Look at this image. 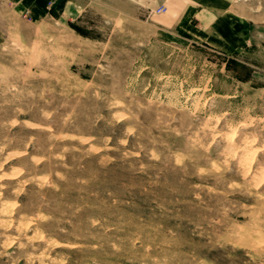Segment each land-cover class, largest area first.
I'll return each mask as SVG.
<instances>
[{"label": "rangeland", "instance_id": "rangeland-1", "mask_svg": "<svg viewBox=\"0 0 264 264\" xmlns=\"http://www.w3.org/2000/svg\"><path fill=\"white\" fill-rule=\"evenodd\" d=\"M127 1L0 0V264H264V0L227 44Z\"/></svg>", "mask_w": 264, "mask_h": 264}, {"label": "crops", "instance_id": "crops-1", "mask_svg": "<svg viewBox=\"0 0 264 264\" xmlns=\"http://www.w3.org/2000/svg\"><path fill=\"white\" fill-rule=\"evenodd\" d=\"M11 5L18 6L22 11L25 10L30 16L44 15L50 10L54 11L60 17L68 20L76 19L81 15L85 8L93 5H110V0H3ZM165 3L164 13L168 12L169 0H163ZM174 1V0H173ZM180 2L181 10L179 15L172 17H162L161 21L155 24L165 31L181 28L182 32L190 33L191 36L198 40H214L218 43H231L233 40V26L236 22L231 15H226L228 10L227 0H177ZM126 2V1H125ZM135 4L136 10L150 9L154 10L158 7L156 0H129L127 3ZM124 3V2H123ZM191 19L197 22L195 33L190 30L192 27ZM233 19V20H232ZM190 25V27H188ZM236 26V25H235ZM187 27V28H186ZM214 29H218L214 33ZM174 29V30H175ZM212 35H216L214 38ZM211 36L213 39H210ZM196 39L193 38V42ZM231 47V46H230Z\"/></svg>", "mask_w": 264, "mask_h": 264}, {"label": "built area", "instance_id": "built-area-1", "mask_svg": "<svg viewBox=\"0 0 264 264\" xmlns=\"http://www.w3.org/2000/svg\"><path fill=\"white\" fill-rule=\"evenodd\" d=\"M164 11V7H160L157 9V12H163Z\"/></svg>", "mask_w": 264, "mask_h": 264}]
</instances>
